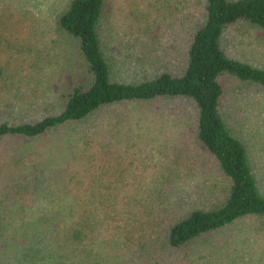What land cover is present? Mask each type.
Segmentation results:
<instances>
[{
	"label": "rangeland",
	"instance_id": "374dc122",
	"mask_svg": "<svg viewBox=\"0 0 264 264\" xmlns=\"http://www.w3.org/2000/svg\"><path fill=\"white\" fill-rule=\"evenodd\" d=\"M69 1L0 0V108L9 124L60 112L61 95L86 81L79 40L58 28V17ZM202 15V0H106L99 32L112 80L140 82L154 70L178 67ZM223 46L230 56L264 68L263 30L233 25ZM224 89L221 114L246 144L264 195V91L232 79L224 80ZM194 103L182 97L122 103L35 138L0 137V264H22L27 233L42 226L16 199L14 186L29 181L34 188L39 182L50 190L57 179L67 176L70 161L71 169L73 164L76 168L84 164L82 176L96 177L102 194L119 195L111 221L116 231L110 241L115 244L103 248L110 261L154 264L135 253V233L147 225L146 220L149 229L163 231L194 209L217 207L229 184L216 158L196 138ZM85 136L90 142L96 139V150H106L105 159L111 161L90 163L87 154L94 150L93 144L79 142ZM75 149L79 159L72 160ZM122 244L128 250L117 251ZM169 262L264 264V217L243 216L175 250Z\"/></svg>",
	"mask_w": 264,
	"mask_h": 264
},
{
	"label": "trees",
	"instance_id": "16d2710c",
	"mask_svg": "<svg viewBox=\"0 0 264 264\" xmlns=\"http://www.w3.org/2000/svg\"><path fill=\"white\" fill-rule=\"evenodd\" d=\"M105 3L106 0H70L58 17V28L79 40L78 48L87 68L85 83L72 85L61 95L60 112L39 120L9 124L1 107L0 137L35 138L52 128L85 122L102 109L122 103L180 97L193 100L198 110L196 138L216 158L229 184L217 207L194 209L163 231L149 229L147 220V225L137 230L138 258L143 262L149 259L154 264H171L169 259L175 250L220 231L243 216L264 217V195L250 164L246 144L234 135L220 111L226 79L256 85L264 91V68L230 56L223 46L227 31L233 25L249 24L264 31V0H202L200 25L191 31L183 62L176 68L160 71L151 68L153 74L140 82L112 80L111 63L102 49L99 32ZM2 67L0 64V76ZM81 140L85 145L93 144L94 150L87 154L90 163L111 161L105 159L106 150H96V139L90 142L85 136L80 138V143ZM78 152L75 149L71 153L72 160L79 159ZM71 163L67 176L57 179L50 190L39 182L33 184L34 188L29 181L20 187L14 186L16 199L42 223L26 235L22 264H114L104 249L115 244L110 241L116 231L111 221L113 207L121 201L119 195L102 194L96 177L82 176L84 164L81 162L80 168L73 164L71 169ZM123 245L117 251L128 250Z\"/></svg>",
	"mask_w": 264,
	"mask_h": 264
}]
</instances>
